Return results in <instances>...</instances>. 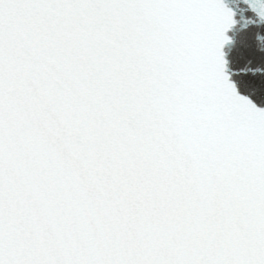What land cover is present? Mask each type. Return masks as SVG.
I'll return each mask as SVG.
<instances>
[{"label": "snow or ice", "instance_id": "obj_1", "mask_svg": "<svg viewBox=\"0 0 264 264\" xmlns=\"http://www.w3.org/2000/svg\"><path fill=\"white\" fill-rule=\"evenodd\" d=\"M261 25L264 0H0V264H264V107L231 79L264 68L223 51Z\"/></svg>", "mask_w": 264, "mask_h": 264}, {"label": "water", "instance_id": "obj_2", "mask_svg": "<svg viewBox=\"0 0 264 264\" xmlns=\"http://www.w3.org/2000/svg\"><path fill=\"white\" fill-rule=\"evenodd\" d=\"M264 37V25L249 27L246 31L235 28L228 33L232 43L225 46V59L229 71L245 66L264 68V43L256 40V35ZM238 92L250 98L258 106L264 107V75L236 74L231 77Z\"/></svg>", "mask_w": 264, "mask_h": 264}]
</instances>
